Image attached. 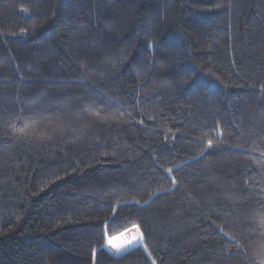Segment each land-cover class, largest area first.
<instances>
[{
  "label": "trees",
  "instance_id": "trees-1",
  "mask_svg": "<svg viewBox=\"0 0 264 264\" xmlns=\"http://www.w3.org/2000/svg\"><path fill=\"white\" fill-rule=\"evenodd\" d=\"M256 161L264 0H0V264H260Z\"/></svg>",
  "mask_w": 264,
  "mask_h": 264
},
{
  "label": "snow or ice",
  "instance_id": "snow-or-ice-1",
  "mask_svg": "<svg viewBox=\"0 0 264 264\" xmlns=\"http://www.w3.org/2000/svg\"><path fill=\"white\" fill-rule=\"evenodd\" d=\"M24 29H21V32H23ZM121 59H126V57H121ZM85 66L82 65V68H84ZM86 70V69H85ZM89 115H94L95 113L92 111L91 108H89L88 110ZM22 115V113H21ZM20 116H17V119H19ZM115 118V117H113ZM41 119V117H39L37 115L36 118H28V120L23 124L22 127H16L15 126V121H12V123H10L8 125V127L12 128V131L14 133H18L21 135H31L35 130H36V126L39 122V120ZM217 128H219V124L216 125ZM216 129H211L210 131H215ZM207 145L209 147L213 146V140L212 139H208L207 140ZM203 151V149H202ZM257 163H264V161H256ZM174 171L173 168H167L165 169L166 173H172ZM177 178L175 176L172 177V184L175 185L177 184ZM44 187H47V184L44 185ZM166 191V190H163ZM134 204H140V201H134ZM145 203H147V201H145ZM116 209H113V213H116ZM262 223H264V220H262ZM111 228V224L108 223L105 225V229L101 230V235L105 236L107 239V242L112 245V247H114L116 249L117 252L121 251L124 248L127 247H131L133 245H144L145 247V251H147V244H146V240H147V234H146V230H144V226H143V222L141 221L140 223H132L131 227H126L124 228V231L122 233H120L119 237L116 236H107L106 235V230ZM131 234V235H129ZM122 238V239H121ZM120 240V243H115V241ZM234 241L236 240V237L233 236L232 238ZM239 246V245H238ZM92 253H93V261H95V254H96V249L93 248L92 249ZM149 256H151V253H148ZM262 257H264V252H262ZM152 264H156V261L153 260ZM260 264H264V258L261 259Z\"/></svg>",
  "mask_w": 264,
  "mask_h": 264
},
{
  "label": "bare ground",
  "instance_id": "bare-ground-1",
  "mask_svg": "<svg viewBox=\"0 0 264 264\" xmlns=\"http://www.w3.org/2000/svg\"><path fill=\"white\" fill-rule=\"evenodd\" d=\"M85 261V260H84Z\"/></svg>",
  "mask_w": 264,
  "mask_h": 264
}]
</instances>
